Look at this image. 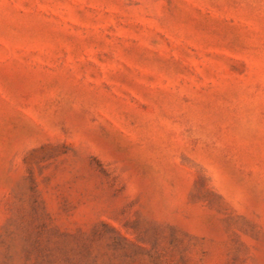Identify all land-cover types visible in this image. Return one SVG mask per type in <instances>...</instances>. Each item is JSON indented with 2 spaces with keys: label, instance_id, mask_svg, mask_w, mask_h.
Returning a JSON list of instances; mask_svg holds the SVG:
<instances>
[{
  "label": "rangeland",
  "instance_id": "obj_1",
  "mask_svg": "<svg viewBox=\"0 0 264 264\" xmlns=\"http://www.w3.org/2000/svg\"><path fill=\"white\" fill-rule=\"evenodd\" d=\"M0 264H264V0H0Z\"/></svg>",
  "mask_w": 264,
  "mask_h": 264
}]
</instances>
